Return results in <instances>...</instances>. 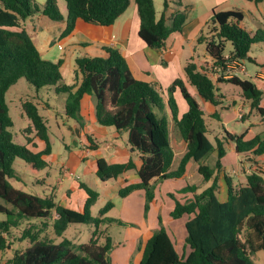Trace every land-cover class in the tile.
<instances>
[{"label": "trees", "instance_id": "obj_1", "mask_svg": "<svg viewBox=\"0 0 264 264\" xmlns=\"http://www.w3.org/2000/svg\"><path fill=\"white\" fill-rule=\"evenodd\" d=\"M68 15L65 18L59 0H46L42 6L37 0H0V251L12 247V234L25 219H49L58 214L53 229L57 236H63L71 224H91L96 226L89 243L77 245L69 239L56 244L41 239L39 230L26 228L20 240L29 239L31 245L17 251L6 264H111L110 252L113 239L99 224L111 225L114 219L106 214L114 208L109 202L101 211V218L92 215L99 193L85 183L81 187L87 193L82 212L59 205L54 197L41 198L15 188L11 179L17 178L14 169L16 159L28 163L34 172L47 167L46 157L52 153L49 128L37 104L26 101L23 110L31 120L26 128V144L14 142L10 128L14 122L9 115L6 94L19 80L25 78L37 90L54 87L57 94H67L65 113L73 118L79 128H83L81 110L86 96L96 99L98 121L106 127L128 134L129 145L140 154V164L132 159L126 163H109L98 160L97 175L103 182L118 179L120 176L136 171L139 183L128 184L119 191L122 198L143 189L146 197L145 210L155 204V189L158 183L169 179H181L189 162L198 165L199 173L205 181L213 185L201 192L196 185H187L181 193H191L192 198L181 202L174 195L175 207L170 213L177 220L184 215L192 216L186 223V245L179 254L175 243L159 218L160 228L144 242H139L142 258L139 264H253L252 256L264 250V177L259 171L247 176L245 184L234 186L227 177L229 187L227 202L218 198L219 178L225 156L223 141L217 140V147L208 137V125L198 100L189 92L182 79L176 80L168 89L169 98L156 85L135 78L120 50L105 47L108 57H79L76 59V80L80 82L67 85L61 72L63 60L57 62L44 59L32 37L24 28L25 22L38 14H43L56 22L66 21L63 36L71 34L82 20L99 27H111L129 8L131 2L138 7L140 17V38L151 47L162 48L175 32H182L188 14L178 10L172 18L167 12L173 0H164L161 17L157 18L154 0H65ZM257 4L264 0H250ZM183 6V0H177ZM244 14L240 10L217 11L207 24V31L199 37L204 43L206 53L211 58L213 69L222 73L230 60L252 61L250 52L255 44H264V29L248 31L243 25ZM232 50L227 52V45ZM189 83L198 94L214 105H220L221 92L217 83L227 82L241 89L243 96L251 102L253 110L264 120V107L261 106L262 90L250 80L234 76L224 81H216L193 60L185 66ZM180 89L189 105L188 111L179 118V107L174 92ZM169 106L175 127L187 143V151L180 159L177 170L171 167L175 154L170 144L169 122L161 115ZM224 139L235 140L237 150L244 152L259 145L256 155L264 154L262 138L243 142V136H233L226 132ZM35 140L44 144L37 149ZM89 147L98 145L87 138ZM217 149L218 157L214 167L205 164L207 158ZM157 178L158 181L152 183ZM117 225H123L117 221ZM100 234H106L105 244L100 243ZM189 251L187 252V250Z\"/></svg>", "mask_w": 264, "mask_h": 264}, {"label": "crops", "instance_id": "obj_2", "mask_svg": "<svg viewBox=\"0 0 264 264\" xmlns=\"http://www.w3.org/2000/svg\"><path fill=\"white\" fill-rule=\"evenodd\" d=\"M45 1L46 0H43L41 4L42 6L45 5ZM173 1V4H171V7L167 12V17L172 18V16L178 10H185L188 14V18L183 31L171 34L165 46L162 48L148 46L140 38V17L138 7L135 2H131L127 11L123 15H121L115 22V24L111 27H99L80 20L77 23L76 29L71 34H69L68 36H63V32L67 27L66 21L58 22V25H55L53 23L51 26H59L61 41L65 40L66 43L69 42L75 35L81 33L87 41V43L84 44L86 45L85 47L87 51L86 57H108V53L106 52L105 47H113L119 49L121 54L126 59L135 78L156 85V88L159 91L163 92L165 100L169 98L168 89L176 80L182 79L189 92L200 103L201 109L205 114L206 122L208 119H216L223 125L224 135L226 132H228L233 136H243V142L255 140L257 139V137L262 138V140L264 141V120L261 118L260 114L257 111L252 109L251 102L243 96V93L239 87L238 92L235 91L230 92L229 94H224L221 92V87L223 85L232 84H229L227 82L217 83L221 92L220 104H223V107L230 108V110L233 112V114L229 115L228 118L222 120L220 118L218 109L216 108V106L218 105H214L211 102L203 99L198 94L195 87H193L189 83L185 73V66L192 60L199 67L205 69L206 71L207 69H213L212 60L206 53V46L204 43H199V37L202 33L207 31V24L211 19V16L213 15L214 9L208 10L203 13L192 14V7L184 5V0L182 2L183 6H179L177 0ZM154 2L157 11V18L159 19L163 11H159L155 0ZM173 5H175V7H173ZM50 20L51 19L47 16L38 14L34 18L29 19L24 24V28L32 37L37 47L39 44H43V42L47 43L52 41L51 39L47 40L49 39V36L45 39L47 41H43V39L39 38V29H42L44 24H49ZM254 21V24L252 23L245 26L243 20L242 25L250 32H256L259 29H264V22L259 21L256 17H254ZM78 41L81 45H83L82 40ZM261 46L263 45L255 44L252 46L250 52L252 61L248 60V58L244 62H239L232 59L227 63V69L224 72L222 71V73H216L215 79L213 77L212 78L216 81L219 77H221L224 81H226L234 76H238L239 78L252 81L256 85H258V87L263 92L261 106L264 107V49ZM44 48V55L41 53L44 59L54 62L63 60V65L61 67V72L63 75L64 66L66 64L65 60L63 58H54L55 46L53 44L49 47H47L46 45V47ZM231 50L232 47L230 46V44H228L227 52H230ZM258 51H260V53L262 54H260ZM76 69L77 66L75 67L74 71H76ZM80 79L81 75L79 77V80H76L74 83L78 84L80 82ZM174 98L177 101L179 107L178 117L181 118L188 111L189 105L183 97L180 89H177L174 92ZM200 100H203L205 102L206 108H204ZM88 102H90V106H87ZM254 112H256L258 116H260V120H251L252 117L256 115L254 114ZM161 115L166 116L169 122L170 144L175 154V160L173 162L171 170L175 171L179 166L180 159L187 151V143L183 140L179 131L175 127L172 113L168 105L165 107V110L161 113ZM81 116L83 128H79L77 122L75 127L80 129L81 136L77 137L76 132H73L74 137H76L77 148L75 150H72L65 144L63 148L59 149V151L56 152L52 144V153L50 156L46 157V161L48 162L47 167L50 165L49 160L51 158H56L57 160H62L64 162V167L62 169L63 177L61 179V182L70 178L72 183L70 185V188L67 191L63 192V200L59 203V205L71 208L73 210L77 209L71 205L70 195L73 191L76 192L79 188H82L81 183H84H78V181L81 179V176L79 175L80 171H82L83 174H85L86 171L95 172V175L98 177V160L101 158L113 164L126 163L131 159L136 164H140V154L135 151L129 145V143L124 147L119 146L115 142L101 143L100 139H104V137L110 134L116 135L120 133L115 131L113 127L103 126L98 121L96 112V99L93 96H86L84 98L82 102ZM232 122H243V124L245 125L248 124V127H246L245 130L240 128V132H237V129L234 128ZM245 125H243V127H245ZM208 131L214 132V130L209 128ZM88 137H91L96 142V144L98 145L96 149H91L89 147L90 144L87 140ZM223 140L221 141H223L224 143L223 148L225 150V156L222 159V169L217 172L220 186L218 198L221 202H227L229 193V187L226 180L227 177L231 178L234 186L245 184L247 176L254 171L261 172L264 177V154H255V151L258 149L259 145H256L250 150L239 152L237 150V142L235 140ZM35 143L37 144L38 150H42L44 148V144L42 142L35 140ZM211 156H213V159L214 157L215 160L217 159V149ZM215 160L214 163L217 161ZM190 175L194 177L197 175H201L198 171V165L194 162H189L187 164L186 173L183 178L176 180L169 179L157 184L155 191L156 202L152 206L148 219H146L143 215L145 206V191L143 189L136 190L129 196L122 199L123 201L120 204L121 217L119 219L111 217L109 218L114 219V222L112 224L117 225V221H121L123 225L119 226L131 225L132 229H130L132 232L127 237L130 240V246H132L134 250L138 247L139 241H145L152 235L155 230L159 228V216L162 217L163 225L166 227L169 235L174 241V234L167 227L168 223L172 221V218H170V214L167 212L164 216L162 210V202L164 201L163 196H166V193H163L164 191L161 187L171 182L184 181ZM115 180L120 181L119 189L127 186L128 184L140 182V178L136 171L128 172ZM157 181L158 179L154 178L152 180V183H155ZM184 187L185 185H180L178 189ZM119 189L117 190V193L118 191H120ZM167 191L170 192V190L168 189ZM51 196L55 197V194L48 197ZM176 198L181 202H185L187 199L192 198V194L181 193V196H176ZM114 205V208H116V202L114 203ZM173 207H175V204H173ZM80 210H83V208L81 209L79 205L78 211ZM57 215L58 214L54 212L52 218L56 220L58 218L56 217ZM191 217L192 216L187 215L185 218L184 215L182 218L177 219L182 222L181 225H177L178 231L176 232L179 237L178 242L181 244V246L184 245L186 235L185 232L179 233V231L180 229H184V225H186L187 221L190 220Z\"/></svg>", "mask_w": 264, "mask_h": 264}, {"label": "rangeland", "instance_id": "obj_3", "mask_svg": "<svg viewBox=\"0 0 264 264\" xmlns=\"http://www.w3.org/2000/svg\"><path fill=\"white\" fill-rule=\"evenodd\" d=\"M155 1L158 10L163 11L164 0ZM37 2L39 4H42L43 0H37ZM184 5L192 7V14L203 13L213 9H216L217 11L240 10L244 14L245 26L252 23L254 24V17H256L259 21L264 22V2L262 4H257L254 1L250 0H184ZM59 6L62 11V14L67 17L68 10L66 1L59 0ZM173 7H175V5H173ZM53 23L55 25L59 24L58 22H53L50 20L49 24H44L42 29H39L40 39H43V41L51 39L52 41L47 43L43 42L44 45L39 44L38 47L41 53L44 55V47H46V45L47 47L52 44L55 46L54 58H63L65 60L66 64L64 66L63 76L65 79V83L67 85H71L74 84V82L76 81V75L74 71L75 67L77 66L76 58L86 57L87 55L85 47L86 45H84L87 43V41L81 33L75 35L67 43L65 42V40L61 41L59 26H51ZM48 36L49 39L45 40ZM78 40H82L83 45H81ZM261 45H263L261 47H263L264 49V44L261 43ZM258 52L260 53V51ZM207 72L210 74L211 77L215 79V70L211 68L207 69ZM235 91H239V88L237 86L223 85L221 87V92L224 94H229L230 92ZM66 99L67 94H57L54 90V87L47 86L42 88L41 90H37L34 86L27 82L25 78L19 80V82L16 85L12 86L6 94V101L9 107V115L14 122L13 127L10 128V131L13 134L14 142L21 145L26 144L25 130L31 124V120L28 118V116L23 110V103L26 101H31L39 106L40 113L47 122V126L49 128V135L54 150L58 152L59 149L63 148L65 144L70 149L75 150L77 146L76 137H74L73 132L76 129V121L73 118L68 117L65 113ZM200 101L204 108H206L205 102L203 100ZM87 106H90V102L87 103ZM216 108L218 109L220 118L222 120L228 118L229 115L233 114L230 108L223 107V104L216 106ZM254 114H256V112H254ZM257 119L260 120V116L256 114L252 117L251 120L255 121ZM232 123L234 128L237 129V132H240V128L245 130L246 127H248V124L245 125L243 124V122ZM207 124L209 129L214 130V132L208 133V137L211 142L215 145V147H217V140L224 139V127L216 119H208ZM243 125H245V127H243ZM115 131L117 130L115 129ZM118 133L120 134H110L104 137V139H100L101 143L115 142L119 146L124 147L126 144H128V134L125 131ZM211 155H213V153ZM214 160L215 157L213 159V156H210L205 162L207 165L214 167V165L216 164V162L214 163ZM49 161L50 165L48 167L40 171L34 172L31 169L30 165L24 160L20 158L16 159L14 169L17 172V178L11 179V183L15 188L39 196L41 198H47L48 196L55 194L54 198L59 204L63 200V192L67 191L70 188L72 182L70 178L61 182V179L63 177L62 169L64 167V162L62 160L51 158ZM79 175L81 176V179L78 181V183L84 182L91 189L99 193L98 201L92 209V215L95 218H101L100 211L109 202H116V208L111 209L108 214H106V217L119 219L121 217L120 204L123 201V198L120 197L118 194L119 191L117 193V190L120 187V181L114 179L108 182H102L100 178L95 175V172L90 171H86L85 174L80 171ZM186 184L199 186V192H201L211 187L213 185V181H205L202 175H197L195 177L190 175L184 181L171 182L162 186L161 188H163V193H166V196H163L164 201L162 202V210L164 216L166 215V212L170 214L174 208L173 204H175V199H173L170 195L172 194L175 197L181 196L180 191L187 187ZM180 185H185V187L178 189ZM167 189L170 190V192H168ZM70 196L71 205L75 207L77 211L79 210V205L81 209L84 208L83 205L87 197L85 189L79 188L76 192L73 191ZM152 206L153 204L151 205L148 212H146L144 206L143 215L146 219H148L149 217ZM80 212H82V210H80ZM186 216L187 215H185V218ZM56 217H58V215ZM5 218L6 217L4 214H0V220H4ZM159 218L162 219L161 216H159ZM54 221L55 219L53 218L25 219L22 222L21 226L18 229H14L13 231V236L11 239L13 243L12 247H9L6 252L0 251V264H6L9 259L14 257V254L17 251L25 250L31 245L29 239L20 240L23 231L26 228H29L30 226L33 227L32 229L34 232H38L39 230H41L39 231L41 239L51 240L56 244L61 243L65 239H69L77 245L89 243L93 232L96 230V226L91 224H71L69 228L65 231L63 236H57L53 229ZM179 224L181 225L182 222L179 220L172 219V221L168 223L167 227L174 234V243L176 249L178 250L179 254L182 255L186 245V237L184 240V245L181 246V244L178 242L179 237L176 233L178 231L177 225ZM130 228L131 225L119 226L116 224H99L100 231H105L106 234L110 235L113 239V250L110 252L109 255L111 264H139L142 258V252L139 247L134 250L133 247L130 246V240L127 237L132 232V228ZM180 232H185V235L187 236L186 225H184V229H180L179 233ZM106 234H100L101 244H105ZM188 251L189 249L187 250V252ZM252 261L253 264H264V250L254 254L252 256Z\"/></svg>", "mask_w": 264, "mask_h": 264}, {"label": "water", "instance_id": "obj_4", "mask_svg": "<svg viewBox=\"0 0 264 264\" xmlns=\"http://www.w3.org/2000/svg\"><path fill=\"white\" fill-rule=\"evenodd\" d=\"M75 132H76L77 137H80L81 136V132H80V129L79 128H76L75 129Z\"/></svg>", "mask_w": 264, "mask_h": 264}]
</instances>
